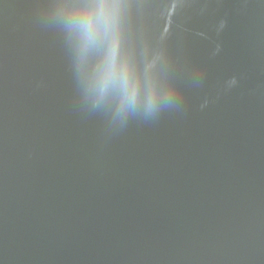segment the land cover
I'll list each match as a JSON object with an SVG mask.
<instances>
[{
    "label": "water",
    "instance_id": "95a60500",
    "mask_svg": "<svg viewBox=\"0 0 264 264\" xmlns=\"http://www.w3.org/2000/svg\"><path fill=\"white\" fill-rule=\"evenodd\" d=\"M0 264H264V0H0Z\"/></svg>",
    "mask_w": 264,
    "mask_h": 264
},
{
    "label": "clouds",
    "instance_id": "9594fccd",
    "mask_svg": "<svg viewBox=\"0 0 264 264\" xmlns=\"http://www.w3.org/2000/svg\"><path fill=\"white\" fill-rule=\"evenodd\" d=\"M100 7L103 10L105 7H107V5L102 4ZM78 24L88 43H96L98 41L109 42V63L107 66V71L109 75L114 76L115 73L111 63V58L114 56L115 46L109 31L108 21L104 12L101 11L99 15L95 16H85L84 18L78 21ZM120 79L124 87V94L127 104L131 106V104L134 102L135 95L134 91L129 89L126 73L122 72Z\"/></svg>",
    "mask_w": 264,
    "mask_h": 264
}]
</instances>
